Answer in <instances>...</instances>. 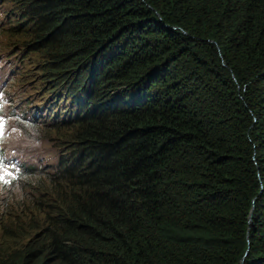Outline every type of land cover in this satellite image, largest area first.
Instances as JSON below:
<instances>
[{
  "label": "trees",
  "instance_id": "16d2710c",
  "mask_svg": "<svg viewBox=\"0 0 264 264\" xmlns=\"http://www.w3.org/2000/svg\"><path fill=\"white\" fill-rule=\"evenodd\" d=\"M12 1L69 132L0 264H264V0Z\"/></svg>",
  "mask_w": 264,
  "mask_h": 264
},
{
  "label": "rangeland",
  "instance_id": "374dc122",
  "mask_svg": "<svg viewBox=\"0 0 264 264\" xmlns=\"http://www.w3.org/2000/svg\"><path fill=\"white\" fill-rule=\"evenodd\" d=\"M13 10L12 0H0V87L3 88L0 94V151L6 153L7 158L15 156L25 165L33 164L41 173L36 177L30 175L27 184L24 174L14 186L11 178L17 175V169H10L6 163L5 168H0V209H6L7 200L13 202L9 211L18 213L23 210L22 206L27 207L23 200L33 206H36L35 199L41 200L42 194L32 193L29 187L36 186L41 176L44 180L45 172L56 170L66 154L63 140L68 137L69 130L68 127L58 130L53 124L55 118L61 123L67 112L54 114L58 100L48 106L52 95L46 90L47 84L42 81L39 70L45 54L30 44L26 46L28 37L12 36L7 31ZM62 104L60 100L59 109H63ZM44 199L50 201V197Z\"/></svg>",
  "mask_w": 264,
  "mask_h": 264
},
{
  "label": "clouds",
  "instance_id": "9594fccd",
  "mask_svg": "<svg viewBox=\"0 0 264 264\" xmlns=\"http://www.w3.org/2000/svg\"><path fill=\"white\" fill-rule=\"evenodd\" d=\"M1 93H3L2 86L0 87V94ZM0 110H2V107H1V98H0ZM3 155H4V162L10 167V169H17V171H16V174L17 175L15 176V178H17V179L20 177V175H19L20 173L26 172V168H27L26 166H31V167L36 168L33 164H26L25 165L24 162H21L15 156L8 157L7 158L6 153H2V156Z\"/></svg>",
  "mask_w": 264,
  "mask_h": 264
},
{
  "label": "snow or ice",
  "instance_id": "6c2138e0",
  "mask_svg": "<svg viewBox=\"0 0 264 264\" xmlns=\"http://www.w3.org/2000/svg\"><path fill=\"white\" fill-rule=\"evenodd\" d=\"M6 165H5V162H4V159L3 157H0V168H5Z\"/></svg>",
  "mask_w": 264,
  "mask_h": 264
}]
</instances>
